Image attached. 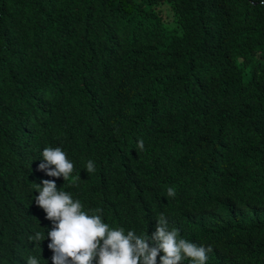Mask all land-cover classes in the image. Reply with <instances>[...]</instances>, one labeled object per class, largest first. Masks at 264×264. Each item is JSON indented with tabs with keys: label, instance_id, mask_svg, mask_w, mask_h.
Segmentation results:
<instances>
[{
	"label": "trees",
	"instance_id": "1",
	"mask_svg": "<svg viewBox=\"0 0 264 264\" xmlns=\"http://www.w3.org/2000/svg\"><path fill=\"white\" fill-rule=\"evenodd\" d=\"M45 179L150 246L164 213L206 264H264V0H0V264H53Z\"/></svg>",
	"mask_w": 264,
	"mask_h": 264
},
{
	"label": "clouds",
	"instance_id": "2",
	"mask_svg": "<svg viewBox=\"0 0 264 264\" xmlns=\"http://www.w3.org/2000/svg\"><path fill=\"white\" fill-rule=\"evenodd\" d=\"M137 148L144 149L143 140L138 141ZM41 156L43 162L38 167L48 176L63 177L64 181L72 176L74 164L61 147H45ZM85 169L89 174L94 173V161L88 160ZM78 178H74L70 186H77ZM36 191L39 195L35 197V203L53 224L47 233L53 264H157L161 251V264H182L185 260L190 264H206L207 253L212 250L210 246L205 248L179 238L177 229H169L164 213L157 217V228L150 238L153 245L150 246L149 237L138 236L134 230L125 234L123 227H110L102 219V209L85 211L82 202L74 199L70 192L58 190L54 180L45 179L42 186L36 184ZM167 196L174 197L175 189L169 187ZM44 239L45 234L40 231L29 236V241L39 245ZM27 264H39L38 257L28 256Z\"/></svg>",
	"mask_w": 264,
	"mask_h": 264
},
{
	"label": "rangeland",
	"instance_id": "3",
	"mask_svg": "<svg viewBox=\"0 0 264 264\" xmlns=\"http://www.w3.org/2000/svg\"><path fill=\"white\" fill-rule=\"evenodd\" d=\"M135 1H141V0H135ZM147 6H150L152 4H145ZM155 7H160L162 9V4L161 3H155L154 4ZM163 10V20L162 22L167 25L168 27H172L174 25V21L172 20V15L170 13V11H166L165 9Z\"/></svg>",
	"mask_w": 264,
	"mask_h": 264
}]
</instances>
